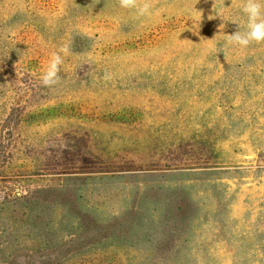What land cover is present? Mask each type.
<instances>
[{"label": "rangeland", "instance_id": "rangeland-1", "mask_svg": "<svg viewBox=\"0 0 264 264\" xmlns=\"http://www.w3.org/2000/svg\"><path fill=\"white\" fill-rule=\"evenodd\" d=\"M214 2L0 0V264H264V43Z\"/></svg>", "mask_w": 264, "mask_h": 264}, {"label": "clouds", "instance_id": "clouds-1", "mask_svg": "<svg viewBox=\"0 0 264 264\" xmlns=\"http://www.w3.org/2000/svg\"><path fill=\"white\" fill-rule=\"evenodd\" d=\"M118 2L121 8L135 9L137 18L152 15L153 0H118ZM217 3L222 6L223 0H215L213 8ZM241 11L247 17L244 30H241L237 24L238 30L227 35V44L247 47L253 42L264 43V0H242ZM196 12L202 16V11L196 10ZM208 18L211 20L214 17L209 16ZM68 55H71L70 43L61 44L52 53L46 69L41 73V81L45 87H52L60 82L61 65L64 62V57ZM103 79L108 81L111 79V75L105 73Z\"/></svg>", "mask_w": 264, "mask_h": 264}]
</instances>
